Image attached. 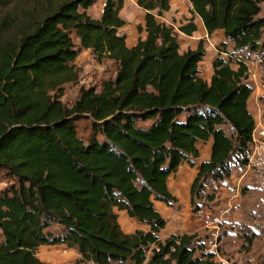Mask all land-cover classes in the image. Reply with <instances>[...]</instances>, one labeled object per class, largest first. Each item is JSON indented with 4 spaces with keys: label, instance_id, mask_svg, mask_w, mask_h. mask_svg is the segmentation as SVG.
Masks as SVG:
<instances>
[{
    "label": "trees",
    "instance_id": "16d2710c",
    "mask_svg": "<svg viewBox=\"0 0 264 264\" xmlns=\"http://www.w3.org/2000/svg\"><path fill=\"white\" fill-rule=\"evenodd\" d=\"M96 1L0 0V169L17 182L0 191V264H50L37 249L56 244L93 264H219L196 233L160 239L167 221L154 201L178 202L167 180L181 163L194 166L198 141L212 145L190 186L193 212L203 196L213 198L202 194L209 180L246 165L255 127L247 65L232 68L220 42L204 80L203 42L181 52L175 28L158 20L170 0H136L145 36L133 46L118 31L123 0H105L93 17L87 9ZM188 1L192 17L178 31L192 35L197 15L208 34L222 29L233 42L230 55L264 49V0ZM80 49L114 61L115 76L100 90L81 87L68 107L63 85L78 78ZM83 117L91 120L87 138L75 125ZM115 208L148 229L124 232Z\"/></svg>",
    "mask_w": 264,
    "mask_h": 264
},
{
    "label": "rangeland",
    "instance_id": "374dc122",
    "mask_svg": "<svg viewBox=\"0 0 264 264\" xmlns=\"http://www.w3.org/2000/svg\"><path fill=\"white\" fill-rule=\"evenodd\" d=\"M176 3L180 8L186 7L185 1L176 0ZM96 8L100 13V6L97 5ZM94 9L91 12L93 17L96 15ZM259 15L264 16V5H261ZM72 40L78 46V39L74 34H72ZM181 44L183 46L184 42L181 41ZM215 48L221 49L218 44ZM228 51H232V47L228 48ZM252 56L254 57V54ZM236 58L250 59L251 57L247 53H243L241 56L234 57L232 61L236 62ZM73 65L77 70L78 78L75 82L63 85V96L61 97L62 102L68 107L77 99L81 87H94L96 90H100L103 81L115 76V62L111 59L98 60L89 49H80ZM201 68L200 73H204V67L201 66ZM75 125L79 136L87 138L91 134V120L89 118H80ZM223 128L226 133L230 132L227 126H223ZM244 170L245 166L236 167L233 165L231 174L233 172L234 178H238ZM176 175H178V171L169 176L170 184ZM243 175L245 176L238 187H233V190L236 189L234 194L237 195L232 200H235V203H238L240 207V214L235 215L238 222H233L232 216L228 217L231 220L227 223L216 219V216H220V213L227 208L222 203V194L216 195L215 193L219 190L218 187L221 183L219 180H209L206 183L202 194L213 193L211 194L213 198L208 199L203 196L200 211L197 210V212L192 211L189 202V188L186 193L178 194L174 192L172 184L169 185L170 191L177 197L178 202L173 206H166V211H164L166 217H164L167 226L162 230L164 234H198L206 251L214 254L212 261L219 264H264V168L244 171ZM248 176L252 177L248 180L245 178ZM174 181L178 182L177 180ZM11 185H17L15 178L7 170L0 169V191L9 188ZM174 212L177 214L175 215ZM207 217H210L214 222L211 226L202 228ZM49 230L53 233L59 232L56 224H52ZM251 235L253 239L249 245L245 238ZM36 255L40 260L50 264H93L90 261H82L76 248H68L64 244L41 245L38 247ZM147 255L149 256L150 252Z\"/></svg>",
    "mask_w": 264,
    "mask_h": 264
},
{
    "label": "crops",
    "instance_id": "0c3cea01",
    "mask_svg": "<svg viewBox=\"0 0 264 264\" xmlns=\"http://www.w3.org/2000/svg\"><path fill=\"white\" fill-rule=\"evenodd\" d=\"M182 1L186 2L185 8H180L178 6V3H176V0H170L169 10L164 12L163 15L158 18V20L166 23L167 25L173 26L178 31L177 29L178 26L186 23L189 20V18L192 17L191 3L188 0H182ZM103 3H105V0H97L91 7L87 9V13L92 16L91 12L93 8H95L94 9V11L96 12L95 17H99L102 11L100 9V13H98L96 6L99 5L101 8ZM261 5H264V2ZM119 16L125 21V24L124 26L119 28L118 31L120 33L125 34L126 44L128 46H133L137 42L139 37L143 38L145 36L144 31L139 33L137 30L138 25L144 27V11L136 4V0H123V5L119 10ZM193 22L196 25V31H194L192 35H186L180 31L177 32L179 50L183 52L187 49H195L198 46L200 40L203 42V47L206 50V55L204 56L203 60L199 63V69L201 70L202 69L201 66H203L205 70L204 73H200V76L204 80L209 81L213 72L212 64H211L212 60L218 55V50L215 48V46L217 44L219 45L220 42H226V50L228 51V48L230 47L233 48V42L227 41L225 39L222 29H217L213 31L211 34H208L201 19L197 15H193ZM263 36H264V31H263ZM181 41L184 42L183 46L181 44ZM229 52H221L219 55L224 59L230 58L231 59L230 66L234 69L238 67L237 62L232 61L234 57H238L241 56V54L243 53H247L248 56L251 58L241 59V60L250 64L253 57L252 55L255 54V53H249L248 51H240V52H234L232 53V55H230ZM238 59L239 58H236V60ZM250 68L253 72V75L250 74V76L248 77V81L251 83L253 90L247 100V107L249 112L253 116L255 123L264 122V68L254 63L250 66ZM211 145H212L211 139L206 142L198 141L197 147L199 150V157L194 160L195 162L194 166H190L186 162L180 164L178 169V175H176V178L172 179L171 182L172 187L174 188L172 189L174 190L175 193L178 194L186 193L188 191V188L190 190L191 183L198 171L200 163L202 161L208 160L210 157ZM243 172L244 171L241 172V175L238 178L236 177L234 178V173L232 172L229 178L225 179L224 181H220L221 183L219 184L218 187L219 190L217 192L214 191L216 195L222 194L223 196L222 200L224 201V202L222 201V203L224 204L225 207H227L220 213V216H216V219L219 220L220 222L227 223L231 219H233L232 220L233 222H238L236 221L237 218L235 217V215L240 214V210H239L240 207L238 203H235V200H232L237 195L234 194L236 189L233 190V187L234 186L238 187L239 183L245 176L243 175ZM251 177L252 176H248L245 178L249 180V178ZM174 180H177L180 183L183 182L184 188H182L179 185L176 186L178 182H175ZM167 184L169 188V185L171 186V184L169 183L168 180H167ZM250 185L253 187L252 184ZM154 206L161 213L162 216L166 217L164 211H166L167 207L164 203L159 201H154ZM115 212L118 215V221L124 232L131 233L135 229H142V230L148 229L146 225L139 223L134 218H130L125 210H119L115 208ZM174 214L176 215L177 213L174 212ZM175 215L173 216L175 217ZM229 216H232L231 219L228 218ZM213 222L214 221H212L210 217H207L202 228L211 226ZM162 230L158 233V236L161 239H164L168 236V234H164Z\"/></svg>",
    "mask_w": 264,
    "mask_h": 264
},
{
    "label": "built area",
    "instance_id": "2783aa9c",
    "mask_svg": "<svg viewBox=\"0 0 264 264\" xmlns=\"http://www.w3.org/2000/svg\"><path fill=\"white\" fill-rule=\"evenodd\" d=\"M104 5L105 4L103 3L101 11H103ZM237 61H239V59ZM243 62L247 65L248 77L250 76V74L253 75V72L250 68L253 63L264 68V49L254 54V57L250 64L246 63L245 61ZM244 166L245 172L264 168V122L255 123V127L252 132L251 141L249 144L247 163Z\"/></svg>",
    "mask_w": 264,
    "mask_h": 264
},
{
    "label": "bare ground",
    "instance_id": "6f19581e",
    "mask_svg": "<svg viewBox=\"0 0 264 264\" xmlns=\"http://www.w3.org/2000/svg\"><path fill=\"white\" fill-rule=\"evenodd\" d=\"M178 185L181 186L182 188H183V186H184L183 182H181V183L178 182V183L176 184V186H178ZM174 186H175V185H174ZM181 187H180V188H181Z\"/></svg>",
    "mask_w": 264,
    "mask_h": 264
}]
</instances>
